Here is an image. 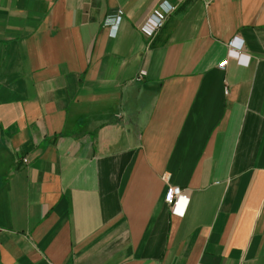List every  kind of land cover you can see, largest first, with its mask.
Masks as SVG:
<instances>
[{"label": "crops", "instance_id": "crops-1", "mask_svg": "<svg viewBox=\"0 0 264 264\" xmlns=\"http://www.w3.org/2000/svg\"><path fill=\"white\" fill-rule=\"evenodd\" d=\"M0 264H264V0H0Z\"/></svg>", "mask_w": 264, "mask_h": 264}, {"label": "built area", "instance_id": "built-area-1", "mask_svg": "<svg viewBox=\"0 0 264 264\" xmlns=\"http://www.w3.org/2000/svg\"><path fill=\"white\" fill-rule=\"evenodd\" d=\"M172 9H173V7L168 8L167 12L171 11ZM122 15H123L122 11L119 10L115 14L109 15L105 19V25H107L109 27L110 34L112 36H114L116 34L117 28H118L120 21L122 19ZM152 17H153L152 25L150 28L147 29V32L150 34H152L153 31L155 29H157L159 26H161L162 21H163L162 20L163 16H161V15L153 14ZM240 47H241V45L238 46V50L240 49ZM226 64H227V60L225 59L218 64V68L221 70H224ZM143 76H145V72L141 71V72H139L137 79H140ZM24 161L26 162V159H24ZM180 199H185V195H184L182 189L177 187V186H168V188L165 192L164 201H165V203H167L170 206L172 213H177L175 209H176V206H177L178 201Z\"/></svg>", "mask_w": 264, "mask_h": 264}]
</instances>
